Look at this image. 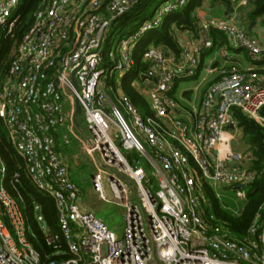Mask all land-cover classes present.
<instances>
[{
	"label": "built area",
	"instance_id": "obj_1",
	"mask_svg": "<svg viewBox=\"0 0 264 264\" xmlns=\"http://www.w3.org/2000/svg\"><path fill=\"white\" fill-rule=\"evenodd\" d=\"M21 1L0 0V42L12 34ZM187 1L160 3L135 33L108 50V61L103 50L112 23L140 0H47L18 44L0 85V117L33 181L58 209L61 235L47 226L40 205L34 207L46 243L59 248L61 238L66 243L57 253L68 256L48 264H264V204L243 240L210 223L204 212L210 205L207 186L219 198L224 186L234 185L240 201L236 212L247 197L246 187L236 185L247 186L260 174L251 166L250 148L242 153L223 146L226 131L239 127L237 112L264 125V76L254 68L217 67L218 57L228 62L231 56L211 31L226 33L233 46L254 59L264 56V42L233 20L211 18L198 21L197 38L180 58L163 46L149 45L142 79L131 82L147 102L146 115L117 77L135 64L137 41ZM208 50L213 57L206 72L218 71L219 77L199 104L187 108L177 96L178 84L198 76ZM112 92L131 122L113 102ZM78 104L87 126L85 140L76 133ZM61 127L82 141L92 159V188L99 198L126 208L121 234L81 206L82 191L56 148ZM64 140L71 142L68 135ZM6 177L0 157V264H41V254L28 238L25 212L7 190ZM14 181H19L18 172Z\"/></svg>",
	"mask_w": 264,
	"mask_h": 264
},
{
	"label": "trees",
	"instance_id": "obj_2",
	"mask_svg": "<svg viewBox=\"0 0 264 264\" xmlns=\"http://www.w3.org/2000/svg\"><path fill=\"white\" fill-rule=\"evenodd\" d=\"M157 1L159 5L165 0H140L137 5L112 23L103 50L105 61L109 60L107 52L113 47V39L117 37L121 41L124 37L135 33L142 22L152 16L158 5L154 9H151V6ZM204 1L188 0L186 5L168 14L162 26L146 32L135 44L132 52L135 64L122 76V87L143 114L146 115L149 113L147 102L143 95L132 86L131 82L136 79H142L141 75L147 68V64L143 61L145 49L150 44L164 46L167 51L171 52L177 58H180L182 55V47L172 25L175 24L179 29L196 31L199 19L195 15H192V13L198 7H201ZM208 1L210 2L211 8L220 7L222 12L232 8L236 2L234 0ZM46 2L47 0H22L16 9V15L18 16L16 26L12 34L4 36L0 42V85L8 72L18 44L33 24L36 12ZM245 9L244 18L247 22H260L264 27V0H248L247 5L240 8L242 12ZM211 33L214 36L216 44L220 39L222 41L227 40L225 33L218 29L213 28ZM112 82L115 84L114 79ZM237 117L239 119V125L242 126L246 140L253 153L251 166L252 168L258 169L260 174L253 182L246 186V200L236 212L228 202L219 200L212 187L207 186L205 189L210 205L205 204L204 212L210 223L222 225L228 230L231 237L237 240H243L249 234V229L253 225L260 207L264 204V125L257 124L241 112H237ZM56 141L58 143L56 148L58 151H61L62 149L59 146V131L56 133ZM0 157L7 171L6 188L21 203L27 217L28 238L40 252L41 264H48L53 260L58 261L67 257L68 255H60L57 253L59 249H66V243L63 238L59 242L61 244L60 248L46 243L44 231L41 223L36 218L34 210L35 204H39L47 226L53 232L61 235V226L55 200L49 193L40 189L33 181L27 170L25 159L17 152L12 144L1 117ZM16 172L19 173V181L11 182L12 176ZM262 220L261 223L264 226V211Z\"/></svg>",
	"mask_w": 264,
	"mask_h": 264
},
{
	"label": "crops",
	"instance_id": "obj_3",
	"mask_svg": "<svg viewBox=\"0 0 264 264\" xmlns=\"http://www.w3.org/2000/svg\"><path fill=\"white\" fill-rule=\"evenodd\" d=\"M234 1H236L235 5L232 8H230L229 10H227V11H229V13H227V11L222 12L220 10V7L211 8L210 2L208 0H205L203 5L201 7H198L192 13V15H195L199 19L198 21H200V20L202 21L204 19H211V18L223 19V20L224 19L225 20H233V21L237 22L241 27L244 26L251 34L259 37L264 42V27L262 26V24L260 22H256L255 25L253 26V28L251 30H249L248 27H249L250 23L247 22L246 19L244 18V13L246 12V9L244 12H242L240 10V8L242 6L243 7L246 6L247 3H245L244 0H234ZM181 7H183V6H181ZM181 7L177 8L176 10L180 9ZM214 12H217V14H214ZM231 12H233L235 15L240 14V18L238 20H235L234 16H231V14H230ZM208 15H211L212 17H209ZM166 16L163 19V23H164ZM163 23H162V25H163ZM172 27L175 29V32H176L177 38L181 44L182 50L185 46H187L191 42L195 41V39L197 38V30L192 31L190 29H179L178 27H176L175 24H173ZM225 35L227 37V40L222 41L220 39L217 41V45L219 47L227 46L229 48L231 58L228 62H225L221 57H218L215 60L216 66L218 67V66L226 63L227 65H230V64L235 65V66L239 67L240 69L254 68V69H256V71L258 73H260L261 75L264 76V56L262 57L261 60L252 58L250 56V54L245 49L233 46L228 35L226 33H225ZM212 37L214 39L213 35H212ZM150 45H152V44H150ZM212 57H213V54H212V51H210V50H208L202 54L201 59H200V68H199L198 76L196 78L192 79L194 81V85L190 88L186 87L180 91L181 92L180 94L182 96L181 101L185 107H187V108L190 107L192 102L199 104L202 96L204 95L205 91L208 89L209 85L218 79V77H219L218 71H214L213 73H207L206 72L205 67H206L208 61L210 60V58H212ZM189 79H191V78H189ZM184 80H186V79H184ZM184 80H181L180 82H182ZM114 81H116V77L114 78ZM180 82H179V84H180ZM179 84H178V87H179ZM239 127H242V126L239 125ZM239 127H230L226 131V133L224 135L223 146L226 148L233 149V145L238 147L240 145V143L243 142V144L245 143V145H247L245 150L249 149V148L251 149L249 143L246 140L244 131H242ZM65 130L67 132H65ZM59 133H60V130H59ZM76 133L80 137V139H82V140H85V138L88 136V132L83 130L81 124H80V126L78 125V127L76 128ZM69 134H70V132H69L67 127H65L64 132L62 134L60 133V136H62V139L60 140V144H59L60 148H61L62 144L64 146H69L70 143L67 144V143H65V140H64L65 136L69 135ZM80 139H78V142L80 143V146L82 147V141ZM71 150H73V149H71ZM71 150L70 149L66 150V148H65V149H62L61 151H58V152L66 160L63 153H65V155H67V153L70 152ZM245 150H242V151H245ZM89 160L93 164V161L90 157H89ZM70 171H71V175H73V173L80 175L79 172H75V171L73 172L72 169ZM224 190L226 191L228 189H224ZM81 191L83 193V189H81ZM81 206L85 209L93 210L92 208L85 205L84 203H82Z\"/></svg>",
	"mask_w": 264,
	"mask_h": 264
},
{
	"label": "rangeland",
	"instance_id": "obj_4",
	"mask_svg": "<svg viewBox=\"0 0 264 264\" xmlns=\"http://www.w3.org/2000/svg\"><path fill=\"white\" fill-rule=\"evenodd\" d=\"M164 2V1H163ZM166 3H164L163 5H165ZM156 5H158V1L155 2L154 4H152L151 9H154V7H156ZM214 14H217V12H214ZM119 38L115 37L113 39V47L115 45L118 44ZM105 47V45H104ZM124 75V74H123ZM117 77L119 79L122 78V76H120V73H117ZM118 85V84H117ZM194 85V81L192 79H186L182 82H180L179 87L177 88V96L180 95V91L186 87L190 88ZM122 86V84H121ZM114 88V85H113ZM112 95V100L114 103L118 104L119 107H121V109L123 110V112L125 113V115L127 116L129 122H131L130 117L128 116V114L124 111V108L122 107V105L119 102V99L117 98L115 93H111ZM179 98V97H178ZM65 107H68V103H65ZM83 115L82 112L79 114V119L81 121V126L83 128V130L87 131L86 128V123L83 120ZM242 131L243 128L239 127ZM65 127H61L60 128V133L62 134L64 132ZM113 129H115V127H113ZM65 132H67L65 130ZM68 137L70 138L71 142L69 144V146H64L63 144L61 145L62 149L66 150L68 149H73L70 152L67 153V155H65V153H63V155L65 156L70 170L72 169L73 172H79L80 175L73 173L72 178L73 180L76 182V184L83 189V193L80 197L79 202L82 204L84 203L85 205L89 206L90 208H92L97 217L101 218L102 220L105 221V223L114 231H116L118 234H121L123 232L124 229V225H125V207L122 205H117L115 203H113L112 201H103L99 198L98 194L93 190L92 188V176L95 172V167L94 165L91 163V161L89 160V156L86 155V153H84V151L82 150V147L80 146V143L78 142V139L75 138L73 136V134L70 132V134L68 135ZM62 139V136H60V140ZM141 139L143 141H145L144 137L141 136ZM242 143V144H241ZM240 145L234 146L233 145V149L237 152H242L245 153L246 151H248V149L245 150V148L247 147V145H245V143L243 144V142H241ZM245 150V151H242ZM131 155H136V152H134V150L129 151ZM82 176V177H81ZM221 189V188H219ZM109 191V190H108ZM221 191V190H220ZM222 194L221 197H219V200L222 202H228L230 204V206L232 207V209L237 208L238 204H239V200H237L236 198V194H235V189H234V185H232L228 190L223 191L222 190ZM109 196L111 197V194L109 192Z\"/></svg>",
	"mask_w": 264,
	"mask_h": 264
},
{
	"label": "water",
	"instance_id": "obj_5",
	"mask_svg": "<svg viewBox=\"0 0 264 264\" xmlns=\"http://www.w3.org/2000/svg\"><path fill=\"white\" fill-rule=\"evenodd\" d=\"M227 13H229V11H227ZM231 14V16H234V18H235V20H238L239 18H240V14H234L233 12H231L230 13ZM209 17H212L211 15H208ZM255 21H253V22H251L250 23V25H249V30H251L252 28H253V26L255 25ZM74 83H75V86L77 87V80H76V78H74ZM77 113L79 114V113H81V108H80V105L78 104L77 105ZM262 113L264 114V108H263V110H262ZM234 166H237V163H234ZM238 188H245L246 186H245V184H237L236 185ZM224 189H228V187L227 186H224L223 187Z\"/></svg>",
	"mask_w": 264,
	"mask_h": 264
}]
</instances>
